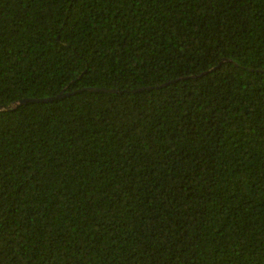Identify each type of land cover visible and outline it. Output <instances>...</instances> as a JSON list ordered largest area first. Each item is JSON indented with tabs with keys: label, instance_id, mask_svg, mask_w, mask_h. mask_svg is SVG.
I'll list each match as a JSON object with an SVG mask.
<instances>
[{
	"label": "trees",
	"instance_id": "trees-1",
	"mask_svg": "<svg viewBox=\"0 0 264 264\" xmlns=\"http://www.w3.org/2000/svg\"><path fill=\"white\" fill-rule=\"evenodd\" d=\"M62 92L0 111V264H264V0H0V106Z\"/></svg>",
	"mask_w": 264,
	"mask_h": 264
},
{
	"label": "water",
	"instance_id": "water-1",
	"mask_svg": "<svg viewBox=\"0 0 264 264\" xmlns=\"http://www.w3.org/2000/svg\"><path fill=\"white\" fill-rule=\"evenodd\" d=\"M87 90L89 91H109V92H114V91H117V90H114V89H108V88H86ZM144 89V88H142ZM142 89H139V90H142ZM78 91H82V90H78ZM71 92H62L60 93L59 95L57 96H52V97H47V98H42V99H23L19 102H16L10 106H0V111L1 110H10V109H14L16 107H18L19 105H22V104H26L28 102H49V101H53V100H57L59 98H62V97H65L66 95H70Z\"/></svg>",
	"mask_w": 264,
	"mask_h": 264
}]
</instances>
